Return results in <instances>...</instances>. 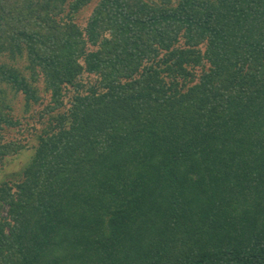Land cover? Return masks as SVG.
<instances>
[{"label":"trees","instance_id":"1","mask_svg":"<svg viewBox=\"0 0 264 264\" xmlns=\"http://www.w3.org/2000/svg\"><path fill=\"white\" fill-rule=\"evenodd\" d=\"M10 91L0 264H264V0H0V165Z\"/></svg>","mask_w":264,"mask_h":264},{"label":"rangeland","instance_id":"2","mask_svg":"<svg viewBox=\"0 0 264 264\" xmlns=\"http://www.w3.org/2000/svg\"><path fill=\"white\" fill-rule=\"evenodd\" d=\"M95 5V2L93 1L91 4L85 6L83 9H81L79 12H76L72 14L74 20L80 24L85 25L86 19L88 18L89 14L91 13L93 7ZM3 60H6L7 62H10L11 65L18 67L20 69V73L24 75L26 78L29 77L30 71L28 70L27 64V58L25 55L19 56L15 61H9L7 58H3ZM200 69V68H199ZM93 75H88L87 79L88 81L94 80ZM40 94L43 97V102H47L49 95L45 93L44 91V83L43 81H39L34 84ZM74 88L73 87H67L66 90V102L68 105H70L69 99L71 98L73 94ZM9 103L12 105L13 110H11V115L15 118H20L25 123L24 128L21 130L17 128H7L6 129V137L8 139L12 138H21L22 142H25V147L21 149L20 152L13 156H9L6 158V161L4 164L0 165V182L2 181H18L23 177L24 169L28 162L31 160L35 148L37 145V139H36V133H40L45 127L48 126L50 123H54L55 120L50 121L49 117H52L51 114L47 116V120L44 121V118H41V113H45V104L40 103H34L28 108L25 105V98L24 96L19 93L18 95H15L13 91H10L8 93ZM32 125L35 127L36 131L31 132L28 130V126Z\"/></svg>","mask_w":264,"mask_h":264}]
</instances>
